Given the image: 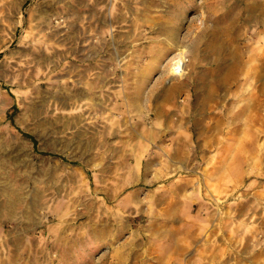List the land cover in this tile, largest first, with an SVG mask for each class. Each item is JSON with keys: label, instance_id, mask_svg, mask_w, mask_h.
<instances>
[{"label": "rangeland", "instance_id": "1", "mask_svg": "<svg viewBox=\"0 0 264 264\" xmlns=\"http://www.w3.org/2000/svg\"><path fill=\"white\" fill-rule=\"evenodd\" d=\"M0 264H264V0H0Z\"/></svg>", "mask_w": 264, "mask_h": 264}, {"label": "crops", "instance_id": "2", "mask_svg": "<svg viewBox=\"0 0 264 264\" xmlns=\"http://www.w3.org/2000/svg\"><path fill=\"white\" fill-rule=\"evenodd\" d=\"M169 91H163V93H168ZM167 235L166 233H164V236L158 240H156L157 242V245H158V251L159 253H190V251L188 250L187 252L185 251H182L180 252L179 250V247H178V244L175 242V241H167ZM171 239V238H169ZM133 246V244L130 243H127V241L122 244L121 246L118 247V249L120 248H126L127 251H126V256L130 257V258H134L138 253V252H134L133 249H131ZM135 248H140V245L138 244H134ZM148 244H144L142 245V250H143V253H150L149 252V249H148ZM121 253H119L120 255Z\"/></svg>", "mask_w": 264, "mask_h": 264}]
</instances>
